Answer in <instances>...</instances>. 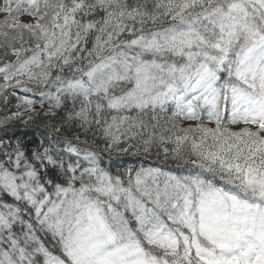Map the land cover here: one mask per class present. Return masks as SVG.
Wrapping results in <instances>:
<instances>
[{"label": "trees", "instance_id": "16d2710c", "mask_svg": "<svg viewBox=\"0 0 264 264\" xmlns=\"http://www.w3.org/2000/svg\"><path fill=\"white\" fill-rule=\"evenodd\" d=\"M38 6L41 33L0 20V264L68 254L81 212L176 262L162 240L184 239L201 187L264 210V122L234 111L259 94L264 0L19 8Z\"/></svg>", "mask_w": 264, "mask_h": 264}, {"label": "rangeland", "instance_id": "374dc122", "mask_svg": "<svg viewBox=\"0 0 264 264\" xmlns=\"http://www.w3.org/2000/svg\"><path fill=\"white\" fill-rule=\"evenodd\" d=\"M20 3L21 0H0L2 23L22 29L24 33H41L47 18L44 7L38 6L29 13L25 7L19 8ZM262 74L264 76V70ZM263 76H260L262 81L250 86L259 94L251 95L250 101L244 102L245 105L240 103L234 109L240 113L237 121L255 118L264 122ZM225 113L226 109L223 108L220 120ZM245 113H250L249 117L241 115ZM236 124L239 125L238 122ZM256 184L260 186L258 181ZM201 190L203 191L198 200L189 204L190 208L188 206L183 209L184 239L181 237L178 241L173 236L166 235L162 240L166 246L173 247L176 251L178 248L182 249L176 257L179 261L163 262L172 257L171 252L165 251L154 253L151 257L135 238V243H132L133 238L119 236L115 230L100 225L102 221L94 214L88 212L84 215L81 212V218L77 217L75 225L67 233L68 242L65 247L68 254L60 253L47 264H88L86 262L94 260L97 261L96 264H140L142 258L146 259L145 264H158L156 261L160 259L157 257L163 259L160 263L164 264H264V210L259 205H250L232 195L203 187ZM262 195L264 196V192ZM257 202L259 203L258 200ZM51 210L54 214L59 212L58 207ZM51 210L46 211L48 216L52 214ZM186 229L191 232L189 237L184 233ZM175 234L181 233L176 230ZM209 246L216 247V251L209 252ZM148 259H151L150 262Z\"/></svg>", "mask_w": 264, "mask_h": 264}]
</instances>
